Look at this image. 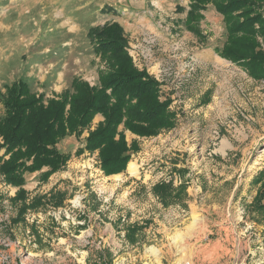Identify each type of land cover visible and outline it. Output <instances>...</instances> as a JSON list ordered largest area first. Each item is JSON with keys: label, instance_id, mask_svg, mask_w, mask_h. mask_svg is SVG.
Wrapping results in <instances>:
<instances>
[{"label": "rangeland", "instance_id": "rangeland-1", "mask_svg": "<svg viewBox=\"0 0 264 264\" xmlns=\"http://www.w3.org/2000/svg\"><path fill=\"white\" fill-rule=\"evenodd\" d=\"M188 11L189 0H0V93L19 79L44 98L74 77L97 84L104 64L87 31L115 21L176 119L153 137L125 131L137 170L105 175L83 149L96 115L57 144L70 154L63 169L44 182L25 175L28 201L44 198L16 222L17 188L0 177V264H264V214L250 212L264 167V81L217 56L226 30L211 4L202 39L186 28ZM161 181L184 183L182 198L164 203L152 191Z\"/></svg>", "mask_w": 264, "mask_h": 264}, {"label": "trees", "instance_id": "trees-1", "mask_svg": "<svg viewBox=\"0 0 264 264\" xmlns=\"http://www.w3.org/2000/svg\"><path fill=\"white\" fill-rule=\"evenodd\" d=\"M209 4L222 16L226 30L221 48L215 49L217 56L239 66L248 76L264 81V0H189L186 28L199 39L203 38L198 25L203 17L201 10ZM87 37L104 64L98 70L97 84L74 77L69 89L44 98L33 92L27 81L19 79L5 85L4 93H0V177L6 185L17 188L12 200L20 202V209L14 222L27 210L40 206L44 198L34 196L28 201L25 175L40 171L39 179L44 182L63 169L70 154L60 152L57 144L66 136H80L96 115H101L102 120L89 130L83 149L97 152L105 175L124 171L131 152L138 150L135 140L127 143L125 131L138 137H153L176 124L171 99L162 97L161 82L136 66L119 23L91 27ZM254 180L260 185L250 212L262 215L264 167ZM152 191L164 203L175 202L182 198L185 184L174 188L170 182L161 181ZM2 198L0 194V202ZM137 229L129 226L127 236L132 238ZM93 264L110 263L97 260Z\"/></svg>", "mask_w": 264, "mask_h": 264}, {"label": "bare ground", "instance_id": "bare-ground-1", "mask_svg": "<svg viewBox=\"0 0 264 264\" xmlns=\"http://www.w3.org/2000/svg\"><path fill=\"white\" fill-rule=\"evenodd\" d=\"M127 168H128V171H129V172H131V173H135L136 170H137V163H136L135 161L132 160V161H130V162L128 163ZM115 176H119V175H115Z\"/></svg>", "mask_w": 264, "mask_h": 264}, {"label": "crops", "instance_id": "crops-1", "mask_svg": "<svg viewBox=\"0 0 264 264\" xmlns=\"http://www.w3.org/2000/svg\"><path fill=\"white\" fill-rule=\"evenodd\" d=\"M98 118H100V117H98Z\"/></svg>", "mask_w": 264, "mask_h": 264}]
</instances>
